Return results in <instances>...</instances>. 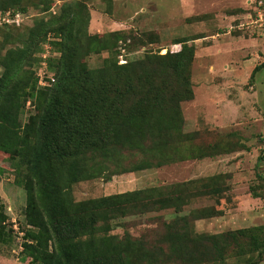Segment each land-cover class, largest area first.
I'll list each match as a JSON object with an SVG mask.
<instances>
[{
    "label": "rangeland",
    "instance_id": "1",
    "mask_svg": "<svg viewBox=\"0 0 264 264\" xmlns=\"http://www.w3.org/2000/svg\"><path fill=\"white\" fill-rule=\"evenodd\" d=\"M71 1L83 3L89 14L91 42L76 60L79 69L104 82L129 74L139 80L132 94L126 92L125 106L155 90L167 107L166 97L182 90L175 73L183 74L171 66L168 53L193 48L188 67L192 98L180 102L182 122L173 113L164 115L161 125L170 130L165 144L157 136L145 141L142 150L112 152L107 158L88 153L96 175L70 185L73 200L150 187L166 193L177 184L183 192L195 193L182 198L186 204L179 212L166 208L109 220V233L146 236L148 250L155 249L148 242L155 237L169 252V243L161 244L164 234L172 238L164 228L168 221L175 220L171 232L177 233L264 225V0H0V12L15 9L21 18L18 25L0 27V111L10 98L19 106L16 126H9L10 144L22 139L56 84L62 37L55 28L62 4ZM44 52L55 78L45 86L38 82ZM126 62L131 65L123 71L119 66ZM104 68L107 72L100 73ZM127 84L122 81L117 91L123 93ZM135 164L147 167L124 171ZM26 174L23 153L0 150V264H36L29 257L22 260L24 243L31 242L26 233L32 229L24 214ZM205 212L214 215L191 219ZM255 256H231L216 264H243ZM159 264L182 263L163 256Z\"/></svg>",
    "mask_w": 264,
    "mask_h": 264
},
{
    "label": "trees",
    "instance_id": "2",
    "mask_svg": "<svg viewBox=\"0 0 264 264\" xmlns=\"http://www.w3.org/2000/svg\"><path fill=\"white\" fill-rule=\"evenodd\" d=\"M62 9L55 28L62 37L59 76L20 141L10 144L8 132L16 126L17 102L8 99L7 107L0 111V150L17 155L23 153L27 163L24 214L32 229L26 233L31 242L24 243L22 260L29 257L36 264H159L166 256V259L182 264H216L231 256L256 253L255 258H248L243 264L264 261V237L260 235L264 225L217 233H177L171 232L175 220L168 221L164 228L170 229L172 238H165L164 234L165 241L162 237L161 244L169 243V252L159 246L155 237L148 238L155 247L149 245L152 249L148 250L146 236L120 238L109 233V220L120 216L166 208L181 211L186 204L182 198L196 195L180 190L182 184L166 193L162 188L150 187L73 200L70 185L96 175L87 159L88 153L107 158L112 152L142 150L147 148L145 141L157 136L162 138L160 145L165 144L163 137L170 130L166 123L161 125L164 115L173 113L182 122L180 102L192 98L188 67L193 48L167 51L173 58L169 59L171 66L183 71V74L179 71L174 74L181 78L179 87L182 90L169 98L165 96L167 107L161 106L164 96L155 90L137 96L125 106L126 92L132 94L135 87H139V80L129 74L122 80L113 78L104 82V79L92 78L85 70H80L76 60L86 53L91 42L87 32L89 14L81 2H64ZM48 63L53 66L52 61ZM129 65L126 62L119 67L125 71ZM104 69L106 71L99 72L105 74L107 68ZM122 81L128 83L123 93L117 91ZM110 93L113 95L111 100L107 98ZM168 126L170 129L171 125ZM146 167L135 164L124 171ZM213 215L212 212L197 213L191 219Z\"/></svg>",
    "mask_w": 264,
    "mask_h": 264
},
{
    "label": "built area",
    "instance_id": "3",
    "mask_svg": "<svg viewBox=\"0 0 264 264\" xmlns=\"http://www.w3.org/2000/svg\"><path fill=\"white\" fill-rule=\"evenodd\" d=\"M20 14L19 12L15 11H1L0 12V27L4 25H9V24H16L18 25L19 22L21 21V18L19 17ZM46 49V48H45ZM48 53H43L41 54L42 57V62L40 63V69L38 71V82L42 83L44 86L48 84V81L50 80L51 82L54 81V77L49 75V72L47 70V64H46V57L48 56ZM43 80L45 82L43 83Z\"/></svg>",
    "mask_w": 264,
    "mask_h": 264
},
{
    "label": "crops",
    "instance_id": "4",
    "mask_svg": "<svg viewBox=\"0 0 264 264\" xmlns=\"http://www.w3.org/2000/svg\"><path fill=\"white\" fill-rule=\"evenodd\" d=\"M263 262V261H262ZM261 263V262H260Z\"/></svg>",
    "mask_w": 264,
    "mask_h": 264
}]
</instances>
